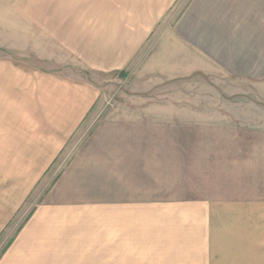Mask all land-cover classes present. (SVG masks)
<instances>
[{"label": "rangeland", "instance_id": "1", "mask_svg": "<svg viewBox=\"0 0 264 264\" xmlns=\"http://www.w3.org/2000/svg\"><path fill=\"white\" fill-rule=\"evenodd\" d=\"M19 1L27 2L0 5V57L30 56L37 65L58 58L41 33L8 9ZM184 5L123 68L79 75L99 86V101L3 233L0 253L21 218L69 178L73 192L98 194L116 210L99 214L98 227L87 229L83 264H210L203 249L208 214H189L194 208L177 201L203 194L210 174L223 173L228 187L264 178V27L253 31L258 52L251 42L183 43L175 36L173 43L169 32L175 26L177 33ZM220 263L231 264L213 249L211 264Z\"/></svg>", "mask_w": 264, "mask_h": 264}, {"label": "crops", "instance_id": "2", "mask_svg": "<svg viewBox=\"0 0 264 264\" xmlns=\"http://www.w3.org/2000/svg\"><path fill=\"white\" fill-rule=\"evenodd\" d=\"M180 4L177 33L175 26L169 32L173 43L175 36L183 43L251 42V51H259L253 31L264 27V0H27L6 6L59 57L51 53L42 65L30 56L0 57V241L99 101V86L79 75L123 68ZM226 178L210 174L203 194L177 202L194 208L189 214H208L203 249L210 264L213 249L227 263L264 264V178L229 187ZM80 180L74 181L81 187ZM69 182L60 178L21 218L0 264H83L87 229L98 227L99 214L116 210L98 194L73 192Z\"/></svg>", "mask_w": 264, "mask_h": 264}, {"label": "trees", "instance_id": "3", "mask_svg": "<svg viewBox=\"0 0 264 264\" xmlns=\"http://www.w3.org/2000/svg\"><path fill=\"white\" fill-rule=\"evenodd\" d=\"M9 246V243L3 248V250L1 251V253Z\"/></svg>", "mask_w": 264, "mask_h": 264}]
</instances>
